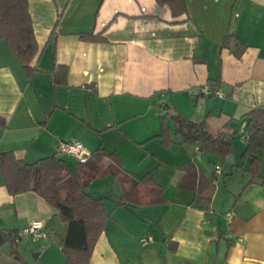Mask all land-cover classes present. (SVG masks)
<instances>
[{
  "label": "crops",
  "instance_id": "obj_1",
  "mask_svg": "<svg viewBox=\"0 0 264 264\" xmlns=\"http://www.w3.org/2000/svg\"><path fill=\"white\" fill-rule=\"evenodd\" d=\"M27 8L37 44L29 76L0 41V154L26 164L55 156L102 199L106 219L88 264H264V155L255 177L242 158V118L264 109V0H185L178 17L154 0H27ZM60 67L65 80L56 83ZM177 115L231 136L234 163L177 134ZM68 141L92 158L58 155ZM146 175L164 201L120 205L131 180ZM204 183L207 204L194 201ZM33 221L44 240L18 237ZM0 232L14 235L0 244V264L65 263L57 209L31 192L8 194L1 174Z\"/></svg>",
  "mask_w": 264,
  "mask_h": 264
},
{
  "label": "trees",
  "instance_id": "obj_2",
  "mask_svg": "<svg viewBox=\"0 0 264 264\" xmlns=\"http://www.w3.org/2000/svg\"><path fill=\"white\" fill-rule=\"evenodd\" d=\"M162 7L166 6L171 15L178 17L186 12L185 0H154ZM5 41L10 53L20 62L28 76L33 72L29 63L37 52L31 20L27 8V0H0V41ZM230 38L225 37L222 48H229ZM242 47L233 52L238 57ZM65 68L57 72L56 83L64 82ZM244 120L245 148L243 159H250L246 173L252 177L258 175L264 155V109H252L242 118ZM177 134L185 140L198 143L202 152L216 155L222 162L230 153L231 136H210L203 123H192L183 116L172 118ZM5 127V120L0 116V128ZM166 125L161 121L159 137H166ZM165 140V139H164ZM96 155V161L102 159ZM112 154L106 155L111 157ZM92 158V156H91ZM110 171V170H109ZM115 174V171H110ZM0 174L8 194L15 196L31 192L54 206L62 223L66 225V234L62 241L65 256L64 264H88L93 242L101 233L106 215L102 207V199L87 192V183L71 171L55 156L26 164L16 160L11 153L0 154ZM95 174L90 176L93 177ZM222 176V175H221ZM211 187L201 184L194 201L207 204L210 199ZM164 201L160 188L150 175L139 181L131 180L126 193L119 199L120 205H154ZM14 235L0 232V244L13 242Z\"/></svg>",
  "mask_w": 264,
  "mask_h": 264
},
{
  "label": "built area",
  "instance_id": "obj_3",
  "mask_svg": "<svg viewBox=\"0 0 264 264\" xmlns=\"http://www.w3.org/2000/svg\"><path fill=\"white\" fill-rule=\"evenodd\" d=\"M209 91L207 86H204L201 89V92L203 94H207ZM213 94L217 95L218 97H222L220 92H213ZM243 138H246V135L244 133ZM195 151L198 152L199 148L196 147ZM56 153L60 156L69 157L77 161L79 164H85L91 154L84 148L82 144L75 141H68V142H60ZM214 175L219 176L221 174V168L220 166L215 165L214 166ZM18 237H29L33 242L44 240L46 238V233L43 230V224L40 221H33L30 223V225L20 231L18 233ZM149 240L142 239L141 244L145 245V243Z\"/></svg>",
  "mask_w": 264,
  "mask_h": 264
},
{
  "label": "water",
  "instance_id": "obj_4",
  "mask_svg": "<svg viewBox=\"0 0 264 264\" xmlns=\"http://www.w3.org/2000/svg\"><path fill=\"white\" fill-rule=\"evenodd\" d=\"M225 163L228 164V165H232L234 163V160H233V154H228L226 157H225Z\"/></svg>",
  "mask_w": 264,
  "mask_h": 264
},
{
  "label": "rangeland",
  "instance_id": "obj_5",
  "mask_svg": "<svg viewBox=\"0 0 264 264\" xmlns=\"http://www.w3.org/2000/svg\"><path fill=\"white\" fill-rule=\"evenodd\" d=\"M166 119H167V121L169 120V118L168 117H166ZM169 122V125H171V122L170 121H168Z\"/></svg>",
  "mask_w": 264,
  "mask_h": 264
}]
</instances>
